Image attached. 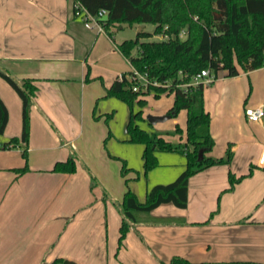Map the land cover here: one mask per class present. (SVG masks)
I'll use <instances>...</instances> for the list:
<instances>
[{
	"label": "crops",
	"instance_id": "1",
	"mask_svg": "<svg viewBox=\"0 0 264 264\" xmlns=\"http://www.w3.org/2000/svg\"><path fill=\"white\" fill-rule=\"evenodd\" d=\"M73 8L74 0H0V67L38 86L28 159L23 143L0 147V264H40L59 257L78 264H162L174 256L215 264L264 262V117L254 122L245 116L246 107L264 106V66L236 76L221 71L204 88L215 140L207 155L222 157L231 144V163L192 175L187 207L168 202L148 214L136 213L120 245V204L129 188L124 179L136 177L144 162L142 157L136 168L127 151L136 148L138 158L143 145L126 143L129 116L124 117L123 107L126 130L120 135L101 120L107 124L108 110L116 109L112 101L99 114L96 107L132 64L117 46V32L113 38L88 28ZM0 97L9 111L3 143L21 136L22 99L1 76ZM173 103L174 96L170 107ZM111 136L124 153L107 144ZM73 153L75 172L53 171ZM26 165V172L16 171ZM185 168L163 170L164 179L156 171L145 194ZM230 173L245 176L226 190ZM130 189L144 201L137 185Z\"/></svg>",
	"mask_w": 264,
	"mask_h": 264
},
{
	"label": "trees",
	"instance_id": "2",
	"mask_svg": "<svg viewBox=\"0 0 264 264\" xmlns=\"http://www.w3.org/2000/svg\"><path fill=\"white\" fill-rule=\"evenodd\" d=\"M90 13L98 15L102 9L108 10L104 21L105 31L114 38L118 28L124 24H153L154 31L140 30L136 38L125 39L117 43L119 50L129 59L132 66L149 81L146 89L134 90V70L121 74L107 89L106 97L116 96L126 101L131 108L128 122L129 140L144 145V170L159 165L157 150H175L177 146L167 141L161 132L148 131L139 125L143 120L142 107L146 99L140 97L151 91L155 96L163 93H174V103L167 111L175 117L182 109L187 112L186 142L183 151L187 155L186 168L171 182L152 186L145 200L138 199L130 188L125 192L120 204L123 221L120 227L119 242L122 245L136 213H150L162 203L172 202L185 208L188 204L189 179L195 173L218 164H229L233 159L230 144L222 157L207 155L215 144L210 131L211 116L204 104L202 84L181 87L191 77L204 68H210L217 76L225 71L227 76H236L241 70L250 71L264 66V0H75ZM184 30L185 36L179 34ZM168 35L167 39L144 40L154 34ZM136 51V52H135ZM3 77L22 99V132L21 136L12 137L0 143L8 149L24 144L22 154L28 159V142L30 137L31 106L37 95L38 86L32 78L16 79L6 69L0 67ZM162 85H155L154 82ZM167 83L168 85H164ZM170 84V85H169ZM139 108L135 111V103ZM108 119V118H107ZM9 120V111L0 97V134ZM182 129L177 127L172 134ZM203 149V158L199 151ZM76 155L73 153L66 161L55 164L53 171L72 173L77 169ZM28 170V165L16 169L18 173ZM129 168L124 161L122 173ZM245 175L236 177L229 174L232 190L235 184ZM213 214V213H212ZM209 220L204 223H208ZM202 224V223H201ZM40 264H78L75 260L59 257L51 262ZM162 264H215L214 262H192L181 256H174ZM225 264H264L258 261H230Z\"/></svg>",
	"mask_w": 264,
	"mask_h": 264
},
{
	"label": "rangeland",
	"instance_id": "3",
	"mask_svg": "<svg viewBox=\"0 0 264 264\" xmlns=\"http://www.w3.org/2000/svg\"><path fill=\"white\" fill-rule=\"evenodd\" d=\"M140 27H141V30L153 32L155 26L151 23H145L143 25L142 24L141 25L140 24L139 25L134 24L132 26H130L128 24H124L122 28H118L116 31L117 32L116 33L117 41L121 42L125 39L136 38L137 33L140 31ZM184 36H185V34H182V37H184ZM161 39H167V37H165L162 34H154L152 37H149L148 39L145 38L144 40H161ZM139 81H141V80H139ZM146 88H147V86H145V84H143L140 86L139 89H146ZM173 96H174V93H170V94L169 93H163L160 96H155L153 91H151L147 95H141L140 97H144L145 99L147 98L146 104L142 107V112L146 116V119H147V115H149V114L155 115V112L157 110H161V109L165 110L168 107L170 108V105L172 104V101H173ZM100 100H101L100 104L97 105V107H96L97 108L96 114H99L102 112L103 106H105L108 103V101H112V103L114 104L116 109L110 108L108 110V111H110V117H109V120L107 121V124L109 122L110 123L107 125L103 119H101V120L105 123V125L107 127H109L111 129L112 132H116L118 135L122 134V132H124V130H126V124H125L126 121H124V117L127 118L129 116V118H128V122H129L130 115H131V113H130L131 108H130L129 104L126 101H124V100H122L116 96H108V97L102 98ZM121 107H123L125 112L122 111ZM134 107H135V111H137L139 108L137 102L135 103ZM123 112H124V117H123ZM143 118H144V116H143ZM146 119L144 118L143 120L139 121V125L142 128H144L150 132L158 131V132L163 133V137L164 138H165V136L168 137V140L167 139L166 140L170 141L172 144L177 146V149L167 150V151L166 150H160V149L157 150L156 155H157V158L159 161L158 166H156L155 168H153V169L149 170L147 173H145L144 162H143L142 171H134L135 175H137L136 177L127 178V179L125 177L124 181H125V185H127V188L128 187L131 188V186L137 185L140 188L139 192L143 196L144 200L146 198L145 197L146 196L145 186L147 185V183H149V177L152 180V178H154L159 173L158 177L161 179H164V177H167V176L164 175V172H162L163 170L168 171V169L171 168L170 171H172L173 169L175 170L176 168H180L181 166H183V168H185L186 164H187V155L183 151V147L185 146V142H186V141H184V136L186 134V125H187L186 124V113L184 112V109L180 110L175 117H170L169 119H167L165 121L157 123L156 126L161 128V130L153 129L151 124L149 122H147ZM122 120H123V122L121 123ZM144 120H145V122H144ZM127 126H128V124H127ZM177 127H180L182 129L181 134L183 137L179 133L172 134V132L176 131ZM113 139H115V137L111 136L109 138L107 144H110L113 149L117 150V152H120V153L123 152L124 153V151L121 150L118 143H116L115 141H112ZM126 143H130L131 145H134V146H142L143 145L142 143L132 142L130 140H127ZM143 146H142V152L138 156V158L135 154L136 148H131L130 150L127 151V152H129L130 162L134 164L133 166H135V164H137V163L139 164V162H141V164H142V157H143V151H144ZM118 156H121V155H118ZM121 157H123V156H121ZM128 163H129V161H128ZM180 170H182V169H180ZM156 171H160V172L157 173ZM161 175H163V176H161ZM168 178H169V176H168ZM172 178H174V177H172ZM170 180H172V179H170Z\"/></svg>",
	"mask_w": 264,
	"mask_h": 264
},
{
	"label": "built area",
	"instance_id": "4",
	"mask_svg": "<svg viewBox=\"0 0 264 264\" xmlns=\"http://www.w3.org/2000/svg\"><path fill=\"white\" fill-rule=\"evenodd\" d=\"M73 9H74V15L78 17L79 19H81L88 28L96 27L100 32L105 31L104 21L108 17V10L102 9L99 11L98 15H94L90 13L82 4L75 2V0H74ZM185 33L186 32L182 30L179 36L182 37V34H185ZM161 34L168 38V35H165L163 33ZM132 69L134 70L135 79L137 81L141 80L140 84H135L134 90L139 89L140 86L143 84L147 86L149 84V81L146 78V76L139 73L133 66H132ZM216 78L217 76L210 68H204L198 73L194 74L191 77L189 82L182 83L180 84V86L184 88L190 85H198V84L207 86V85H210ZM154 84L162 85L160 82H157V81H155ZM164 85H168V84L165 83ZM245 116L247 117L249 121H254V122L260 121L264 117V106L260 105L257 107H250V106L246 107Z\"/></svg>",
	"mask_w": 264,
	"mask_h": 264
},
{
	"label": "water",
	"instance_id": "5",
	"mask_svg": "<svg viewBox=\"0 0 264 264\" xmlns=\"http://www.w3.org/2000/svg\"><path fill=\"white\" fill-rule=\"evenodd\" d=\"M140 30H141V27H140ZM171 116L169 114H163V115H153V114H149L147 115V120L152 123V124H156L158 122H162V121H165L167 119H169ZM203 154H204V151L203 149H201L199 151V159L201 160L203 158Z\"/></svg>",
	"mask_w": 264,
	"mask_h": 264
}]
</instances>
